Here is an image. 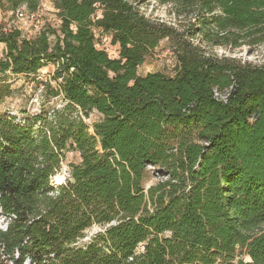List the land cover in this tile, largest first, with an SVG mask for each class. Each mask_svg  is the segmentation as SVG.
I'll use <instances>...</instances> for the list:
<instances>
[{"label": "trees", "instance_id": "trees-1", "mask_svg": "<svg viewBox=\"0 0 264 264\" xmlns=\"http://www.w3.org/2000/svg\"><path fill=\"white\" fill-rule=\"evenodd\" d=\"M153 1L168 19L145 0H51L56 26L0 28V76L54 64L38 111L0 114L10 264H264V63L215 51L264 45V0ZM163 40L175 73L139 74ZM68 152L79 160L56 184Z\"/></svg>", "mask_w": 264, "mask_h": 264}, {"label": "rangeland", "instance_id": "rangeland-1", "mask_svg": "<svg viewBox=\"0 0 264 264\" xmlns=\"http://www.w3.org/2000/svg\"><path fill=\"white\" fill-rule=\"evenodd\" d=\"M141 10L147 15L153 17L168 19L165 7L154 3L153 0H145L140 4ZM24 16L19 18L16 13H13L6 7L0 8V28L16 27L20 29L25 36L32 35L44 22H48L53 26L57 25L54 8L51 0H42L39 12H37L33 20L29 19V13L24 8H21ZM97 43L100 47H106L111 57L117 56V47L109 43L107 35L100 33L96 30ZM4 45L0 43V56L3 54ZM215 51L218 54H226L234 56L241 61L251 62L254 64L264 63V45L257 47L242 46L239 48H216ZM54 70V64L49 63L43 67L38 76L26 77L23 75H13L7 73L0 76V114L10 113L17 118H21L23 114H32L38 111L41 99L44 93L42 82L50 80L51 73ZM162 72L166 75H173L176 71V58L172 53L169 44L166 40H163L154 49V51L147 57L145 62L138 67L139 74H145L147 72ZM53 84V81H52ZM99 118L97 113H93L91 121H95ZM79 160L78 154L75 152H68L65 160L62 162L60 171L54 176L53 182L59 184L68 177L69 163H77ZM157 169L153 166H149L146 169L143 185L145 188L149 187L159 180ZM58 180L61 181L58 183ZM7 218L0 214V227H4ZM99 229V226L93 225L85 231L86 237L83 241H86L91 233H94ZM0 264H10L9 260L0 253Z\"/></svg>", "mask_w": 264, "mask_h": 264}, {"label": "built area", "instance_id": "built-area-1", "mask_svg": "<svg viewBox=\"0 0 264 264\" xmlns=\"http://www.w3.org/2000/svg\"><path fill=\"white\" fill-rule=\"evenodd\" d=\"M16 15L19 17V18H22L23 16H24V14H23V12H22V10H17L16 12ZM37 13V12H36ZM36 13H29L30 15H29V19L30 20H33V17H34V15L36 14ZM42 26V25H41ZM40 26V27H41Z\"/></svg>", "mask_w": 264, "mask_h": 264}, {"label": "water", "instance_id": "water-1", "mask_svg": "<svg viewBox=\"0 0 264 264\" xmlns=\"http://www.w3.org/2000/svg\"><path fill=\"white\" fill-rule=\"evenodd\" d=\"M112 223H113V222H112ZM112 223H111V224H112ZM91 235H92V233H91ZM86 239H88V238H86Z\"/></svg>", "mask_w": 264, "mask_h": 264}, {"label": "bare ground", "instance_id": "bare-ground-1", "mask_svg": "<svg viewBox=\"0 0 264 264\" xmlns=\"http://www.w3.org/2000/svg\"><path fill=\"white\" fill-rule=\"evenodd\" d=\"M59 182H61V181L58 180V183H59Z\"/></svg>", "mask_w": 264, "mask_h": 264}]
</instances>
